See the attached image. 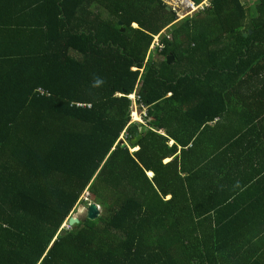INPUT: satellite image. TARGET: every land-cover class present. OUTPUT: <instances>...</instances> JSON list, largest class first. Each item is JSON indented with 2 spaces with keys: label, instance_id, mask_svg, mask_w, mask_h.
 I'll use <instances>...</instances> for the list:
<instances>
[{
  "label": "trees",
  "instance_id": "16d2710c",
  "mask_svg": "<svg viewBox=\"0 0 264 264\" xmlns=\"http://www.w3.org/2000/svg\"><path fill=\"white\" fill-rule=\"evenodd\" d=\"M207 3L0 0V264H264V169L226 189L202 154L226 114L264 134V0ZM134 95L167 136L129 143Z\"/></svg>",
  "mask_w": 264,
  "mask_h": 264
},
{
  "label": "crops",
  "instance_id": "0c3cea01",
  "mask_svg": "<svg viewBox=\"0 0 264 264\" xmlns=\"http://www.w3.org/2000/svg\"><path fill=\"white\" fill-rule=\"evenodd\" d=\"M134 26H137V25H134ZM144 111L147 114L148 108L145 107ZM185 115L186 113L183 116ZM225 117L226 118L216 119L220 121H218L215 124H214V121L210 123L213 126L204 135L205 140L202 143V146H203L202 154L203 156H212L213 154L212 152L221 148L222 150L220 152L224 153L223 155L225 156V161L229 163H233V165L229 166L228 168L215 169L213 171L214 176L212 177V179H214V183L220 184L222 186L224 185L226 189H239L240 187H242L243 188L242 191H248V189L250 188L253 189L251 184L256 183L258 181V178L260 177L259 175L255 176L257 172L264 169V167H259L257 163L253 162V160H255L259 154L264 155L262 151L264 148V134L263 132L258 133V134H261V136L258 137V140L254 141L252 140V138H250L252 136V134H250L251 133L250 124L248 123L250 118H248L247 116L246 118H244L245 116L238 117V116H235L234 113L226 114ZM239 118H243L242 126L239 124L240 123ZM149 121H151V118H149L148 120L146 119V116H145L143 122L134 121L132 123L140 127V130L143 133V138L145 137L146 132L150 129H153L156 132L167 136L166 129L164 128L158 129L159 127L156 128L154 126H151L149 124L150 123ZM216 124H220V126H218L217 128ZM216 139L220 140V143H217V141H214ZM240 139H241V143H240ZM248 141H251L252 143L251 147L255 146V149H253L254 152L252 149L249 150L251 154H248L247 152V150L251 148V147L248 148V145H247ZM174 144H175V140L172 137H169L168 146L172 147ZM231 144L236 145L237 148L235 151L230 152L231 149L228 147H230ZM206 145H210L212 149H208L206 151L205 149ZM258 146H260V148H258ZM139 149L140 148L138 147L137 149L131 150V151H137ZM180 149L181 147L179 146V150ZM227 149H229V151ZM240 153H241V156L239 155ZM230 155H233L234 157L232 160H229ZM170 161L171 159L167 158L164 160V164H167ZM251 162L253 163L251 164ZM228 173L231 174V179L230 180L228 179V181H226V176ZM150 176L153 177L154 174L151 173ZM250 176L253 177L252 182L250 180ZM248 181H250V183H248ZM253 190H256V189H253ZM169 198L170 196L167 199Z\"/></svg>",
  "mask_w": 264,
  "mask_h": 264
},
{
  "label": "water",
  "instance_id": "95a60500",
  "mask_svg": "<svg viewBox=\"0 0 264 264\" xmlns=\"http://www.w3.org/2000/svg\"><path fill=\"white\" fill-rule=\"evenodd\" d=\"M205 4V3H204ZM173 60L172 56H169V62ZM131 129L133 130V137L131 139V141H129V143H131L132 145H139L140 141L143 138V133L140 130V127L136 124H133L131 126ZM120 140V144L121 146H125L126 143H124L123 139H119ZM84 212L82 213L83 215H71L67 221V225L68 226H72L75 225L77 223H79L81 220H85V218H89V219H96L98 217L99 214V206L97 203L95 202H91L88 207L86 209L83 210Z\"/></svg>",
  "mask_w": 264,
  "mask_h": 264
},
{
  "label": "rangeland",
  "instance_id": "374dc122",
  "mask_svg": "<svg viewBox=\"0 0 264 264\" xmlns=\"http://www.w3.org/2000/svg\"><path fill=\"white\" fill-rule=\"evenodd\" d=\"M164 1L173 10L177 9V11L179 12L180 16H182V17H180L182 19L187 17V16H189V15L190 16H194V13L200 11V9L203 10L204 7L208 4V3H205V4L203 3L202 4L203 6H200V8L198 7L199 9L198 8H194V7H192L193 8L192 9L191 7L188 6L189 4H187L186 0H164ZM243 1L245 2V0H243ZM96 9L97 8L94 6L93 7V11H96ZM134 27H136V26H134ZM170 38H171V36H170ZM135 118L141 119V116L136 115ZM87 207H88V204H84L83 202H81L80 204H78V206L74 210L73 214L74 215H83L82 214L84 212L83 210L86 209ZM64 226H67V225L64 224Z\"/></svg>",
  "mask_w": 264,
  "mask_h": 264
},
{
  "label": "built area",
  "instance_id": "2783aa9c",
  "mask_svg": "<svg viewBox=\"0 0 264 264\" xmlns=\"http://www.w3.org/2000/svg\"><path fill=\"white\" fill-rule=\"evenodd\" d=\"M186 2H187V4H189L188 6L191 7V8H192V7H194V8H198V7H199V8H200V6H202V5H200V6L195 5L191 0H186ZM207 5H208V4H207ZM199 8H198V9H199ZM192 9H193V8H192ZM172 10H173V9H172ZM173 11L177 13V16H178L179 20H181L182 18H180V17H182V16H180V14H179V12L177 11V9H174ZM158 45L163 46V45H162V40H161V35H160V36H156V38H155L154 47H155V46H158ZM39 91H41L42 94L44 93V92L42 91V89L39 90ZM129 98H131V99L134 101V112L132 113V120H131V123L134 122V121H142V122H143L144 117L147 116V114H146L145 112H143V114L138 113V105L135 103V98H136L135 95H134V96H129ZM136 115L142 116V117H141L142 120H141V119H137V118H135ZM124 132H125V131H123V132L121 133L120 138L124 140V143H126V141H125L126 134H125Z\"/></svg>",
  "mask_w": 264,
  "mask_h": 264
},
{
  "label": "clouds",
  "instance_id": "9594fccd",
  "mask_svg": "<svg viewBox=\"0 0 264 264\" xmlns=\"http://www.w3.org/2000/svg\"><path fill=\"white\" fill-rule=\"evenodd\" d=\"M204 3H207V1L206 2H204ZM196 5V4H195ZM198 6H200V5H198ZM203 6V5H202ZM136 25V24H135ZM137 27V26H136ZM144 111V110H143ZM145 112V111H144ZM143 114V113H142Z\"/></svg>",
  "mask_w": 264,
  "mask_h": 264
},
{
  "label": "snow or ice",
  "instance_id": "6c2138e0",
  "mask_svg": "<svg viewBox=\"0 0 264 264\" xmlns=\"http://www.w3.org/2000/svg\"><path fill=\"white\" fill-rule=\"evenodd\" d=\"M149 175H151V173H149Z\"/></svg>",
  "mask_w": 264,
  "mask_h": 264
}]
</instances>
